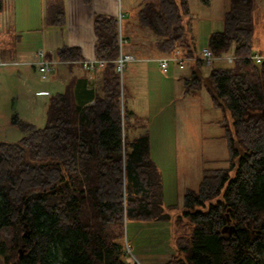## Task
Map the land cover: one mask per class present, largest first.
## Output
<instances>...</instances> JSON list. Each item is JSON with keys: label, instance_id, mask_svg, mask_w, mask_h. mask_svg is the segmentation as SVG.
I'll return each instance as SVG.
<instances>
[{"label": "trees", "instance_id": "16d2710c", "mask_svg": "<svg viewBox=\"0 0 264 264\" xmlns=\"http://www.w3.org/2000/svg\"><path fill=\"white\" fill-rule=\"evenodd\" d=\"M44 3L46 25H66L64 0ZM253 12V0H232L223 30L208 38L214 55L233 50L237 57L231 66L214 67L208 74L216 90L212 104L223 112L218 122L230 155L228 166L203 170L198 188L186 191L181 210L165 205L150 131L131 136L138 117L126 104L117 71L119 20L95 14L94 55L106 65L73 76L64 92L51 93L44 127L15 116L24 136L0 141V230L11 235L9 242L0 240V256L7 264H128L125 217L129 222H173L175 252L167 264H264V58H253ZM136 17L155 35L160 54L178 48L187 55L199 52L188 0H145ZM48 57L84 59L81 48L71 45ZM196 64L184 80L186 91L205 82V63ZM236 141L244 151L240 159ZM50 159L59 163H40ZM59 184V192L43 193ZM228 208L236 226L231 234L222 232ZM25 223L28 237H23Z\"/></svg>", "mask_w": 264, "mask_h": 264}, {"label": "rangeland", "instance_id": "374dc122", "mask_svg": "<svg viewBox=\"0 0 264 264\" xmlns=\"http://www.w3.org/2000/svg\"><path fill=\"white\" fill-rule=\"evenodd\" d=\"M188 1L200 51L208 46L212 32L223 30V17L231 8L232 0ZM3 2L4 8L0 11V61L10 62L4 55L15 50L16 45L19 46V56L18 60L0 66V71L4 70L0 72V141L17 142L24 136V131L13 122V118L17 116L36 127H44L50 94L64 92L67 77L65 74L59 80H52V74L44 80L39 70L22 71V75H17L25 67L22 64H25L27 54L34 49L37 52L39 42L49 28L45 23V3L44 0ZM64 2L66 26L83 42L87 43L93 28L94 21L88 15L98 10L95 14H111L118 18L119 36L121 34L125 40L124 53L131 52L137 58L157 53L152 43L155 35L137 21L136 14L144 4L143 0H95L91 6L81 7L88 10H77L79 8L75 4L68 6V1ZM253 4L254 50L264 54V0H253ZM140 49L144 53H136ZM229 56H234L233 50L211 66L202 65V76L208 77L214 67L231 66L232 63L225 58ZM192 65L189 62L185 69H180L171 64L169 72L165 73L154 58L137 59L128 62L122 74L126 104L138 117V126L131 131V136H138L146 129L150 131L152 158L163 174L165 205H176L180 210L186 191L198 188L203 170L228 166L230 155L222 136L224 129L218 122L223 118V112L214 108L209 87L204 82L199 89L186 91L184 80L190 77L188 68ZM173 228V222H129L125 217L124 248L127 236L133 250L141 255L145 264H167L175 252ZM10 236L8 229L0 230V240L5 238L9 242ZM21 249L22 245L18 247L19 255ZM0 264H7L1 256Z\"/></svg>", "mask_w": 264, "mask_h": 264}, {"label": "built area", "instance_id": "2783aa9c", "mask_svg": "<svg viewBox=\"0 0 264 264\" xmlns=\"http://www.w3.org/2000/svg\"><path fill=\"white\" fill-rule=\"evenodd\" d=\"M123 43H125V40L121 38V34H120V54L118 59L116 60V63H117V71L119 72L121 79L126 64L136 59L133 55L124 53ZM220 58H224V57L222 56L219 57L214 55L212 50L208 46H205L199 52L194 53L192 55H186L182 52L180 48H178L171 54H165L159 56L156 60L158 61L161 70L167 73L169 72L171 64L177 65L180 69H185L189 62H192L193 63L192 66H195L196 62L198 61L204 62L205 65L211 66L214 64L215 60H218ZM225 58L229 63H233L234 59H236L237 57L229 56ZM253 58L256 59L257 62H261L264 56L256 53L253 55ZM11 62L12 61L10 62L0 61V66L10 64ZM28 63L36 65L41 73V77L43 79H47L50 75L54 73L55 67L63 63H79L86 70H99L106 65L107 60L101 58H93V59L62 61L56 57H48V51L42 48L37 50L32 61ZM124 257H125V261L128 264H145L143 262V258L141 257V255L137 254L133 250L127 236L125 239Z\"/></svg>", "mask_w": 264, "mask_h": 264}, {"label": "crops", "instance_id": "0c3cea01", "mask_svg": "<svg viewBox=\"0 0 264 264\" xmlns=\"http://www.w3.org/2000/svg\"><path fill=\"white\" fill-rule=\"evenodd\" d=\"M67 1H68V6H71V4L72 5L75 4V7L79 8L77 10H88L89 8H82L81 9V7L82 6L83 7L84 6H91L95 2V0H92L91 3L85 2L84 0H67ZM143 1L145 2V0H143ZM97 12H99V11L98 10H96L94 12L92 11L91 14L88 15L91 17V21H94V16H95L94 14ZM109 15H111V14H109ZM194 26H195V23H194ZM194 31L195 30H193V34H194ZM92 32L94 34V25L92 28ZM92 32L91 31L89 32V37H88V41H87L88 44H87L86 42H83L78 37H76V35H74V33H71V31L67 28L66 25L49 27L48 30L45 32V35H43V39L39 42L38 47L44 48L49 53L53 54L56 51V49H58L64 45L79 46L82 50L84 59H93V58H96L94 55L96 36H95V34L93 36ZM194 36L196 38V35H194ZM155 42H156V38L152 42L154 46H155ZM18 47L19 46L16 45L15 50L13 49V51H10L9 53H7V55H4L6 57L5 59H9L10 61L11 60H13V61L18 60L17 59L19 56ZM35 51H36L35 49L31 50L29 52V54H27V56L25 57L26 58L25 62L31 61L33 59ZM154 51H156V50H154ZM198 51H199V49H198ZM136 53L139 54V53H144V52L140 49V51L136 52ZM129 54L133 55L136 58L135 61H137V59L138 60H145V59L151 60L152 58H154V60L157 62L156 59L160 56V53L158 51L155 55H145V56H143V58H137L135 56L136 54H132L131 52ZM22 65L25 67H23V69L21 68V70L18 71L17 75H19V76L23 74L22 71L33 72L35 70H38L36 67H33L30 64H22ZM142 67L143 66L141 65V68ZM188 69L191 72L189 76H191L194 68L189 67ZM3 71L4 70H1L0 72H3ZM5 71L7 73L11 72V70H5ZM87 73H88V71L86 69H84L82 67V65L79 63H63V64L56 66V69H55L53 75L51 76V78H52V80H59L62 77H65V74H66L67 83H68L69 80L73 76H84ZM93 78H94V76H93ZM160 223H162V222H160Z\"/></svg>", "mask_w": 264, "mask_h": 264}, {"label": "water", "instance_id": "95a60500", "mask_svg": "<svg viewBox=\"0 0 264 264\" xmlns=\"http://www.w3.org/2000/svg\"><path fill=\"white\" fill-rule=\"evenodd\" d=\"M204 81H205L206 85L209 87V89L211 90V92L215 95V94H216V90H215V88H214V86H213V84H212L210 78H209V77H205V78H204ZM262 113H263V115H264V109H263ZM236 148L240 151V155H239V157H238V159H240V158L243 157V155H244V151H243V149L241 148V146H240V144H239V141H236ZM26 153H27V158L29 159V151L26 150ZM40 163H41L42 165H51V164H57V163H59V161H57V160H51V159H50V160L40 161ZM61 185H62V184H59V185L56 186L55 188H53V189H49V190H47V191H45V192H43V193H44V194H54V193H56V192H59V191H60V187H61ZM33 194H41V192H40V191H36V192H33ZM229 211H230V208H228L227 211H226V216H227V221H228V222H227V225H225V226L223 227L222 232H224V233H228V234H231V233H232V230L236 229V226L232 223V219H231V216H230ZM28 236H30V230H29V228H28V224L25 223V231H24V233H23V237H28ZM23 253H24V251L21 249V250H20V255H22Z\"/></svg>", "mask_w": 264, "mask_h": 264}, {"label": "bare ground", "instance_id": "6f19581e", "mask_svg": "<svg viewBox=\"0 0 264 264\" xmlns=\"http://www.w3.org/2000/svg\"><path fill=\"white\" fill-rule=\"evenodd\" d=\"M121 83H122V79H121Z\"/></svg>", "mask_w": 264, "mask_h": 264}]
</instances>
